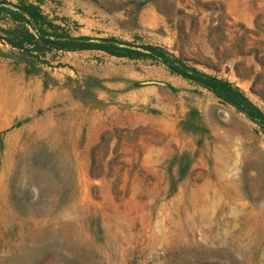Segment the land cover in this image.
<instances>
[{
	"label": "rangeland",
	"instance_id": "1",
	"mask_svg": "<svg viewBox=\"0 0 264 264\" xmlns=\"http://www.w3.org/2000/svg\"><path fill=\"white\" fill-rule=\"evenodd\" d=\"M0 13V264H264V130L158 58L264 113V0H7Z\"/></svg>",
	"mask_w": 264,
	"mask_h": 264
},
{
	"label": "trees",
	"instance_id": "2",
	"mask_svg": "<svg viewBox=\"0 0 264 264\" xmlns=\"http://www.w3.org/2000/svg\"><path fill=\"white\" fill-rule=\"evenodd\" d=\"M7 3L10 2H7V0H0V13L5 11L6 16H8L12 22L16 23V27L12 30V33H18L15 36L20 38L17 44L14 45L25 48L26 45L38 44L39 42H52L49 37L53 36V33L48 31L47 28L49 24L47 23L46 17L36 5L21 1L14 5L16 9H10L4 6V4ZM81 39L84 41H69L67 44H57V47L68 50L94 48L115 56H125L129 58L145 56L161 59L172 73L192 79L196 83L212 91L223 101L232 104L246 113L249 118L257 122L264 130V113L254 106L242 91L227 80L207 75L194 68L185 66L176 58H171L154 46H144V49L148 51L145 53L128 47L119 46L115 43L114 38H103L99 43L86 42L88 39L86 37H82Z\"/></svg>",
	"mask_w": 264,
	"mask_h": 264
}]
</instances>
